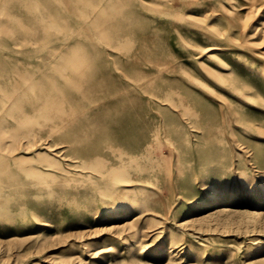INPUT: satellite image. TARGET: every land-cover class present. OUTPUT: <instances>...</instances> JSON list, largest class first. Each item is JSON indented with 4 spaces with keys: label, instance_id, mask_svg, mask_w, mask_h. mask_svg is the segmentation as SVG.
Segmentation results:
<instances>
[{
    "label": "rangeland",
    "instance_id": "1",
    "mask_svg": "<svg viewBox=\"0 0 264 264\" xmlns=\"http://www.w3.org/2000/svg\"><path fill=\"white\" fill-rule=\"evenodd\" d=\"M36 3L0 0V264H264V0Z\"/></svg>",
    "mask_w": 264,
    "mask_h": 264
},
{
    "label": "bare ground",
    "instance_id": "2",
    "mask_svg": "<svg viewBox=\"0 0 264 264\" xmlns=\"http://www.w3.org/2000/svg\"><path fill=\"white\" fill-rule=\"evenodd\" d=\"M53 1H55V0H53ZM26 2L29 3V7L31 9H33V10L37 9L38 5L36 3V0H26ZM49 23H50V26H52V27L53 26L55 27V25H56V24H54L53 19H51ZM0 130H1V128H0ZM3 144L4 143L2 141V137H0V147L1 148L4 147ZM159 153H160V149H158L157 151L154 152V156L151 157V159L155 160L158 157ZM116 156H118V160L120 161L122 154L117 153ZM174 157L176 158V163H178V155L175 154ZM131 160H135V159L131 158ZM80 166L84 169H91L92 171H94V173L96 174L98 179L105 182V184L99 185V188H98L99 192L103 196L101 198V200L104 201L105 197H108V196L114 197V201L112 202L113 204L114 203L118 204V203H122V202H123V204H125V200H121L118 198L119 194H121V192H123L122 195L125 197H127L129 195V191L133 190V189H140L141 191H144V193L147 194V191L153 190V188H154L153 186H155V187L157 186V184L155 183V181L152 178L155 174L153 169L152 168L147 169L146 165H143L141 163L135 162L134 164H132L131 167H128V165L121 163V162H110V165L106 169H103L104 167L102 165H101L102 167H100V161H96L92 164H82ZM131 171H133V174ZM135 172H139V174L136 175ZM259 173L264 175L262 173V171L261 172L259 171ZM237 175L239 177L237 180H238V182L241 183L242 187L248 188V190H249L250 188H252L253 185L256 186V184H255L256 182H254V181L252 182V181L248 180V178H246L241 173H238ZM153 192L156 193L155 191H153ZM242 192L240 191V193H238V195H240L239 198L244 199V200L247 199L245 197V193H242ZM211 195L216 196L215 192L212 193ZM241 195H243V196H241ZM213 196L209 199L208 203L214 202V199H212ZM120 205H122V204H120ZM130 205H133V206L130 207L128 205V206H124L123 208H120L121 206L119 208L116 207L115 209H113V214L120 216L122 213H126L125 211L126 210L128 211L129 209L134 210L136 212V214H140L141 212H143L146 209L144 207L147 205V200L142 197L140 200L133 201V204H130ZM228 209L229 208L226 206V204H224V205L218 206L212 212L223 213L224 211L225 212L228 211ZM139 217H140L141 222H137V224L135 223L133 226L134 227L133 230L129 234H127V236H125L124 239L127 238L128 240H132L133 242L139 241L140 237L147 234L146 232L143 231V228L145 227L146 219H147L146 214L140 215ZM162 240H160V242ZM128 244H130V242H128ZM162 244L163 243L161 242V246H162ZM142 245L144 246L145 244H142ZM139 246H137L136 248H138ZM161 249H163V248H160V250ZM144 251H145V249H144ZM136 254L137 253L132 252L133 257L140 258Z\"/></svg>",
    "mask_w": 264,
    "mask_h": 264
}]
</instances>
